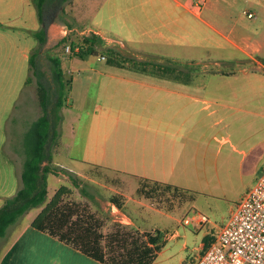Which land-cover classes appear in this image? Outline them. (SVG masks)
Returning a JSON list of instances; mask_svg holds the SVG:
<instances>
[{"label":"rangeland","instance_id":"374dc122","mask_svg":"<svg viewBox=\"0 0 264 264\" xmlns=\"http://www.w3.org/2000/svg\"><path fill=\"white\" fill-rule=\"evenodd\" d=\"M203 1L186 2L206 20L202 23L193 14L187 13L189 33L198 34L200 42L171 52L165 47L167 28L166 22L162 21L165 14L159 16L157 13L165 10L162 5L164 0L158 3L133 0H48L43 23L38 19L34 0H0V68L11 64L10 50H13L15 73L17 68L18 71L23 68L19 47L27 41L21 39L19 33L24 31L30 37V53L36 54V61L46 72L52 89L55 83L51 73V56L61 58L62 65L64 61L68 67L67 76L74 79L71 82L73 89L69 92L68 106L64 105L61 109L56 153L53 154L56 150L55 142L49 146L52 164L79 178L80 185H74L67 174L50 173L47 178L46 201L61 184L68 185L72 192L64 196L63 200L80 202L95 212L104 221L102 230L106 234L115 230L134 231L132 228L118 227L122 223L119 220L122 218L119 213L121 210L109 202L110 197L117 196L122 203L128 197L126 208L131 213L136 199L142 198L147 207L141 205L143 212L135 221L145 230L154 231L157 227L162 230L163 245L151 264H194L203 252L204 237H215L240 198L264 170V10L255 0H207V4L219 3L217 11L220 10L222 14L218 22L210 15L214 14L215 6L211 5L208 14L205 8L199 12ZM248 12L254 14V17H249ZM147 17L150 20L144 26L135 23L137 18L144 20ZM42 27L46 31L45 41L39 43L34 33ZM89 28L100 30L102 35L113 39V43L107 44L101 40L97 45L98 55H86L72 62L68 58L64 59L66 55L75 54L67 50L66 46L55 47L59 38L67 35L70 40L81 42L85 35L91 33L87 30ZM243 35L249 36L247 50L250 56L229 40L245 45ZM132 38L142 39L145 43L153 40L148 47L150 50L145 51L148 54L142 59L127 53L129 46L139 45V41L131 43ZM102 54L121 63L149 62L158 67H170L175 76L205 84V89H191L200 98L191 109L205 106L199 112L203 118L198 128L184 138L189 151L186 157L187 173L176 180V185L193 194V199L180 190L163 186L153 192L152 197H146L136 193L135 188L140 181L133 176L88 163L93 157V146L88 145L87 133L102 129L104 122L99 118L109 114V111L105 108L104 89L100 86L106 76L104 73L86 70V67L101 71L116 65L99 58ZM26 66L25 60L24 70ZM88 74L91 76L89 80L81 79ZM29 76V98L35 102L36 77L32 71ZM7 91L0 89V98L6 96L9 93ZM52 99H55L54 94ZM8 110V103L7 106L6 102L0 104V205L20 187L21 169L17 170L19 166L15 158L20 162L24 159L22 150L15 154L16 157L13 154L19 144L16 140L19 139L21 145L23 139L20 137L23 135L19 138L8 137L12 131L10 122L6 120ZM37 111L40 112L39 106ZM34 116L37 114L33 108L27 116L28 120H32L28 123L25 119L23 122L24 131ZM107 117L112 120L106 122L109 128H118L116 117ZM13 133L16 135L17 130ZM81 187L96 195L97 199L89 197ZM44 203L27 210L8 232L30 221ZM150 204L153 207L151 209ZM200 214L205 216L201 224L198 223ZM8 240L4 237L0 241V252Z\"/></svg>","mask_w":264,"mask_h":264},{"label":"crops","instance_id":"0c3cea01","mask_svg":"<svg viewBox=\"0 0 264 264\" xmlns=\"http://www.w3.org/2000/svg\"><path fill=\"white\" fill-rule=\"evenodd\" d=\"M133 1L158 3L161 0ZM164 2L161 3L165 6V10L157 13L159 16L161 13L165 14L164 18H162V21L166 22L167 28L164 37L165 47L173 52L175 49L180 51L184 47L199 43L201 38L198 34L189 33L187 13L193 14L202 23L206 22V20L188 6L187 0H164ZM195 2L200 3V0H195ZM255 3L264 10V0H255ZM218 4L217 2L207 4V0H204L201 3L199 12L205 8L204 11L208 14L211 5L215 6L214 14L210 13V15L220 22L222 12L220 10L217 11ZM249 17H254V14ZM149 20L150 17L144 20L137 18L135 23L144 26ZM87 30L99 34L101 40L107 44H111L114 41L102 35L100 30L92 28ZM19 34L21 39L27 41L25 45H21L23 44L22 42L20 44L21 47H19V52L22 55V67L24 68L25 60L27 61V66L25 70L21 68V71H18L19 68H17L15 73V67L12 64L13 50H10L11 64L0 68V89L9 90V93L0 98V104L6 102V106L7 103L9 106L6 120L10 122L12 131L10 136H7L19 138L20 135H23L22 138L20 137V139H23L24 133L27 131H24L25 125L23 122L25 119L28 123L30 122L29 120H32L27 119L29 111L33 110V108L35 109L37 116H34V119H36L40 115L41 109L37 97L36 83L34 89L37 100L34 102L29 98L31 93L29 82L31 79L29 76L31 71L30 37L28 33L25 35L24 31ZM248 39L249 36H242L245 45H241L233 39L229 40L242 52L250 56V52L247 50ZM130 41L131 43L139 41V45L129 46V52H127L128 55L139 59L148 54L145 51L150 50L148 47L153 43V40L145 43L142 39L134 38L130 39ZM119 42L126 46L121 40ZM172 54L174 55L175 53ZM100 56H103L107 63L116 65L101 71L94 67H86V70L104 73V76H106L101 80L100 86L104 89L105 108L109 111V114L99 118L104 122L103 128L90 130L87 133L88 145L93 146V157L88 163L91 166L96 165L107 170L113 169L117 172L131 175L136 180L146 179L178 186L176 185L178 182L176 180L187 173L186 157L189 151L184 138L188 137L189 132L198 128L203 118V116L200 117L199 112L205 106L191 109V106L200 101L199 96L195 92H191V89H205V84L190 82L182 79V76H175L174 71L170 67H158L149 62L133 64L121 63L120 61L109 62L107 60L109 56L105 54ZM79 57L78 55H66L64 59L68 58L72 62L75 59H79ZM63 65L65 79L71 80L69 83L70 89H68L66 94L65 105L68 106L69 92L73 89L71 82L74 79L67 76L68 67H66L64 61ZM108 69H112V71ZM42 71L44 72V70ZM180 71L177 70V72ZM44 73L47 78L46 72ZM86 76L81 79L89 80L91 77L90 74ZM37 106H39L40 112L37 111ZM110 115L116 117L119 121L118 128H109L106 122L111 120V118L107 117ZM122 122L125 124H122ZM15 130H17L16 135L13 133ZM58 140L55 142L56 150L53 154L58 150ZM16 142H19V144L16 145L17 149L13 153L14 157L21 150L24 152L23 140L21 145L19 139ZM15 160H17L19 166L17 170L22 169L23 161L20 162L16 158ZM195 167L196 165H194ZM128 201L129 198L126 197L122 205L118 207L121 210L119 213L122 217L119 219L122 223L118 227L120 229L127 227L129 230L131 228L133 230H145L135 221V218L143 212L141 205H145V202H143L142 198L136 199L132 208L133 213H131L126 208ZM149 207L150 209L153 208L151 204ZM32 219L7 233L5 238L7 237L9 240L5 248L0 252V264H106L86 255L48 232L33 227L31 225ZM215 238L216 235L212 241Z\"/></svg>","mask_w":264,"mask_h":264},{"label":"trees","instance_id":"16d2710c","mask_svg":"<svg viewBox=\"0 0 264 264\" xmlns=\"http://www.w3.org/2000/svg\"><path fill=\"white\" fill-rule=\"evenodd\" d=\"M47 1L34 0L40 23L44 21ZM34 35L38 38L39 43H43L45 41L44 27L37 30ZM100 41L101 37L95 32L85 35L81 42H74L64 35L57 41L55 47L69 45L72 53L83 57L98 55L97 45ZM106 50L112 52L111 49L107 48ZM107 60L114 61L110 56ZM50 61L52 78L55 83L54 89L51 88L45 73L39 67L36 54L32 53L30 56V67L36 77L37 97L41 113L31 122L24 133L21 186L13 195L5 198L0 205V241L27 210L46 201L48 174H67L74 185H80L79 178L52 164L49 144H53L58 139L61 109L66 104V94L70 89L71 80L64 77L61 58L51 56ZM53 94L55 99H52ZM138 180L140 183L136 188V193L146 197H152V193L163 186L180 190L193 199V194L184 191L179 186L146 179ZM81 189L89 197L97 199V196L86 188L81 187ZM71 192V187L61 184L32 219L31 225L106 264H151L154 261L163 245L160 228L157 227L154 231L136 229L129 231L131 233L115 230L105 234L102 230L104 221L95 212L80 202L63 200L64 196ZM109 202L117 207L122 205L117 196H111ZM212 240V237L205 236L202 241V249L204 250Z\"/></svg>","mask_w":264,"mask_h":264},{"label":"built area","instance_id":"2783aa9c","mask_svg":"<svg viewBox=\"0 0 264 264\" xmlns=\"http://www.w3.org/2000/svg\"><path fill=\"white\" fill-rule=\"evenodd\" d=\"M194 264H264V170Z\"/></svg>","mask_w":264,"mask_h":264}]
</instances>
